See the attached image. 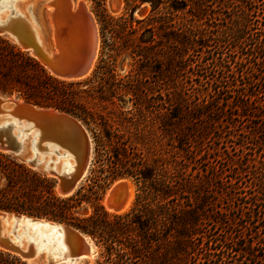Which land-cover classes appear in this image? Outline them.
<instances>
[{"label":"trees","instance_id":"1","mask_svg":"<svg viewBox=\"0 0 264 264\" xmlns=\"http://www.w3.org/2000/svg\"><path fill=\"white\" fill-rule=\"evenodd\" d=\"M93 1L96 8L104 4V0ZM124 1L131 13L138 3L150 5V16L135 21L142 25L143 34L149 35L146 39L144 36L139 39L140 46H144L141 50L157 48L156 56H160L161 52L164 54L167 50L166 61L168 68L172 67L173 73L176 71L174 68L184 66L183 63L187 60L196 68L200 67L198 63L204 64L205 70L206 65L209 67L212 64L211 69L214 66L218 73L227 72L226 77L231 78L224 80L225 77H212L210 81L204 80L203 86L207 87L208 82H211L215 89L204 95L203 98H207L208 101H202V104L198 105L197 113L194 112L196 108L187 104L183 97L168 105L166 122L168 139L172 149L181 151L173 144L184 142V145H187L188 140L196 138L195 135L187 138L183 134L184 126L190 124L192 127H198L205 121L215 120V116L223 113L222 106L238 108L237 104L239 101L242 102L243 97L229 95L224 98L223 95L227 94V91H223L222 87L236 86L233 76H236V71L232 69L243 61L253 59L250 62L252 64L250 69L256 72L253 67L258 65L259 55L264 51V43L262 40H255L252 47L245 49L243 45L238 48L245 56L237 58L239 61H234V57L227 53L225 56L220 53L213 59L207 50L211 42L217 43L220 48L227 41L233 44L249 42L244 21L247 14L241 13L240 20L243 25L236 27L238 29L227 32L224 29L220 35L215 36L212 32H207L203 23L199 24L195 20L197 16L193 13L197 7H190L194 5L191 0ZM248 1L241 0L240 5L246 6ZM187 8L185 13L190 16L174 23L175 14L184 13ZM129 21L132 22V14L129 15ZM127 24L128 20L123 16L113 19L101 15L99 36L102 40L105 34H108L106 37L108 44L104 47L106 52L102 54L105 59L96 66L91 78L92 83L97 85L103 83L104 76L109 71V60L123 51L116 40H121L119 34L124 32ZM105 30L108 32L105 33ZM102 42L104 43V40ZM248 46H251L250 43ZM195 50L202 53L197 57L199 62L194 59L193 54H189ZM155 59L154 61H158L159 57ZM197 76L201 77L199 74ZM239 78L244 79L243 73ZM79 86L80 83H68L53 78L35 59L0 38V92L15 95L38 107L58 110L85 123L88 120L87 125L89 123L96 125V128H93L94 132L91 131L95 153L100 156L107 155L110 180L120 177L135 180L137 190L134 207L126 214L110 217L97 206L91 215L79 217L76 211L82 203L89 202L94 194L89 193L86 196L79 191L71 197L61 198L53 190V178L33 172L23 163L0 152V211L46 218L81 231L88 235L98 248L99 254L95 264H241L235 259L236 256L254 257L251 245L246 242L241 245L239 243L241 240L245 241L244 233L250 232V238H256L258 245H264V238L256 236L259 235L257 231L253 232L260 222L264 221V169L258 172L252 159H247L246 165L237 163L236 166L242 170L241 172L253 175L256 191L250 193V197L245 193L241 198L234 197L237 193L229 192L230 199L242 201L236 207L240 216L234 224L239 232L233 237L226 231L224 235L218 236L214 231L215 226L224 222L230 209L207 214V208L212 204L207 193L202 190L204 184L201 177L186 174L183 161L178 160V152L168 151L167 157H157L151 163L139 157L128 160L125 149L122 148L121 136L110 132L106 120L102 117L99 118L101 122L95 123L94 114L87 111L79 101V96L77 97V93L73 91L74 87ZM80 93L85 91L81 90ZM185 94L184 92L183 95ZM99 116L96 115L97 118ZM259 164L264 166V155L263 161ZM215 176L220 177V174ZM230 187L232 188L231 184ZM237 195L240 196L241 193ZM208 219L213 224L211 228H207L210 224ZM260 228L264 230V225ZM0 264L26 263L17 256L0 250Z\"/></svg>","mask_w":264,"mask_h":264},{"label":"rangeland","instance_id":"2","mask_svg":"<svg viewBox=\"0 0 264 264\" xmlns=\"http://www.w3.org/2000/svg\"><path fill=\"white\" fill-rule=\"evenodd\" d=\"M74 1H82L86 4L89 12L92 13L96 20L98 36L101 31L99 25L101 15H107L113 19L123 16L128 20V24L124 32L119 34L121 40H116L118 41L117 45L123 51L109 60V71L106 72L101 85L92 83L91 78L94 75L96 66L105 59L102 54L106 52L104 47L108 44V41H106L108 34H105L102 39L104 43L99 36L97 56L91 73L79 81L63 82L80 83L78 88L74 87L73 89L77 93L76 96H79V101L87 111L94 114L95 123L101 122L99 118L102 117L106 120L109 131L121 136L123 139L121 141L123 144L122 148L125 149L128 160L139 157L151 163L157 157H167L166 152L168 151L172 153L178 152V160L183 161L186 167V174L201 177V182L204 184L202 190L207 193V197L212 204L207 208V214L210 215V212L221 209H230L224 222L217 227L215 226L216 230L214 231H216L218 236L224 235L226 231L227 234L233 237L236 232H239L234 224L240 216L236 207L242 201L230 199L229 192L241 193L240 196L234 194V197L241 198L244 197L245 193H247L248 197L250 193L252 194L256 191V186H254L256 181L253 179V175L248 172H241L242 170L236 165L237 163L246 165L247 159H252L258 168V172L264 169V166L259 164L263 161L264 155V51L259 55L258 65L253 67L256 72H252L250 69L252 65L250 62L253 59L243 61L242 64L232 69L236 71V76L233 75L236 86L232 88L222 87L224 88L223 91H227V94L223 95L224 98L229 97V95L231 97L236 95L243 97L242 102L239 101V104H237L238 108L222 106L221 110L223 113L215 116V120L205 121L198 127H192L190 124L184 126L183 134L187 138L192 135H195L196 138L188 140L187 145H184V142L173 144L180 148L181 151H178L171 148L167 135L168 105L183 97L187 104H191L192 107L196 108L194 112L197 113L198 105H201L202 101H208L207 98H203L204 95L208 91L213 92L215 89V85H212L211 82H208L207 87L203 86L204 80L210 81L213 79L212 77H225L223 78L224 80H231V78L226 77L227 72L218 73L214 66L211 69L212 64L209 67L206 65V70L203 66L204 64L200 63H198L200 67L196 68L194 64L185 60L184 66L174 68L176 71L173 73L172 67L168 68L166 61L167 50L164 51V54L161 52L160 56H156L157 48L141 50V47L144 48V46H140L139 39L141 36L146 39L149 35L143 34L142 25L137 24L135 21H140L150 16V5L148 3H138L133 13H131L130 9L126 7L124 0H104V4L100 8H96L93 0ZM191 1L194 5L190 7H197V10L193 13V15L197 16L195 20L199 24L203 23L207 32H212L215 36L220 35L224 29L227 32L243 25L240 17L243 13L247 14L244 21L249 42L233 44L227 41L221 48L217 43L211 42L207 50L209 51L208 54L213 56V59L220 53H223V56L227 53L234 57V61H239L237 58H245V56L238 48L243 45L245 49L252 47L255 40H262L264 43V39H262L264 37V0H249L246 6L240 5L241 0ZM39 10L41 11L42 9ZM187 10L188 8L184 13L177 12L173 22L178 23L182 18L190 16L185 13ZM40 11L37 12L39 15L38 22L42 23L39 18L41 19L42 16L45 20L47 18V10L43 9L41 13ZM8 12L6 9L5 14H8ZM130 14H132V22L129 21ZM106 32L108 30H105ZM0 38L8 41L3 37ZM8 42L14 45L10 41ZM249 43L251 46H248ZM189 54H193L194 59L202 55L198 50L193 53L190 51ZM155 56L159 57L158 61H154L156 60ZM208 59L210 58L208 57ZM197 61L199 62L200 60L197 59ZM207 62L209 64L210 61L208 60ZM197 73L201 77H198ZM242 73L244 79L239 78ZM79 90H83L85 93L81 94ZM184 92L186 93L185 95H183ZM8 96L21 100L15 95ZM219 102H222V100H219ZM96 115L100 116L97 118ZM86 121L88 122V120ZM80 122L86 127L92 138L93 154L91 166L79 185L77 192L81 191V194L86 196L89 193L94 195L89 202H84L80 205L76 215L79 217L89 216L97 206H100L110 217L130 212L135 204L137 190L135 180L130 177H120L114 180L108 178L110 169L106 162L107 155L101 154L100 156L95 153V142L92 132H94L93 128H96V125L90 123L87 125V122L85 123L84 121ZM104 150L106 151L107 148ZM245 154L247 157H245ZM51 158L55 159L56 157L51 155ZM15 160L18 161L17 159ZM29 170L31 169L29 168ZM31 171L43 175L38 171ZM215 174H220V177H216ZM46 177L51 178L49 176ZM121 180L130 183L133 190L132 203L124 213H110L104 208L103 200L107 191ZM53 185V190L56 193L55 180ZM229 220L234 222H229ZM208 223L210 224L207 228H211L213 225L211 220L208 219ZM21 225L18 223L15 235L21 236L20 238L26 241L25 233L23 232H27L26 234L30 235L31 228L26 225L22 229ZM263 225L264 221L260 222L256 230H253L254 233L256 231L259 233V235H256L259 238H264V230L260 228ZM244 235L245 241L241 240L239 244L246 242L251 245L252 254L255 258L236 256L235 259L241 264H264V245H258L256 238H250V232H246ZM32 237L36 239L35 235H32ZM97 253L99 254L98 251ZM95 262L92 264H95Z\"/></svg>","mask_w":264,"mask_h":264},{"label":"water","instance_id":"3","mask_svg":"<svg viewBox=\"0 0 264 264\" xmlns=\"http://www.w3.org/2000/svg\"><path fill=\"white\" fill-rule=\"evenodd\" d=\"M13 1L16 0L7 1L9 12L8 16L0 21V37L7 39L19 50L35 59L53 78L60 81L84 79L96 60L99 42L96 20L85 4L79 1L76 2L75 7H72L71 0H49L42 7V10L49 12H46L45 20L41 16L45 28L41 44L29 22L12 9ZM1 9L3 7L0 5ZM38 9L39 6L36 7V13L40 11ZM26 15L29 19L32 18L29 6L26 7ZM0 97L3 98L0 100V105L1 103L10 105V110H0V115H3V119L7 121L0 125V152L17 159L31 170L53 178L56 194L59 197L68 198L75 195L92 161L93 142L86 127L76 118L58 110L38 107L3 93H0ZM29 132L38 133V138L32 136L30 142L31 148L36 150L33 157H23L22 141L29 136ZM34 138L36 144L33 143ZM47 147L52 149L49 155L55 157L58 156L56 148L60 152L71 154L75 163L73 171L69 174L63 171L56 172L51 169L50 163L39 167L35 155H46ZM114 189L119 192L124 190L125 186L119 185ZM120 199L115 200L117 209L124 204L123 198ZM6 216H9L12 224L5 237L0 234V250L17 256L26 264H92L97 259L98 248L94 241L71 226L46 218L3 211H0V223ZM21 218L25 219L21 225L22 229L26 225L31 229L34 225H38L37 229L42 230V227H45L44 232L51 238H55L56 233L61 235L68 250L69 260L64 258L54 260L48 255L37 254L30 241H27L24 249L15 246L8 236H16L15 229ZM53 226H57V230L53 231Z\"/></svg>","mask_w":264,"mask_h":264},{"label":"bare ground","instance_id":"4","mask_svg":"<svg viewBox=\"0 0 264 264\" xmlns=\"http://www.w3.org/2000/svg\"><path fill=\"white\" fill-rule=\"evenodd\" d=\"M2 1H0V5L3 7V9L0 10V21L4 20L8 16V14H5L7 6H9V4L7 2L8 0L7 1L2 0ZM47 2H49V0H47V1L16 0V1H13V3H12V9L14 10V12L29 22L31 27L34 29V32H35L37 39L40 41L41 44L43 43V35H44L45 28H44L42 23L38 22V16L39 15L35 11H36L37 6H39V9H42V7H44V5ZM71 3H72V7H75L76 2L74 0H71ZM28 6L30 7V13H31V17H32L31 19L32 20L29 19L28 17H26L27 16L26 15V7H28ZM85 6H86V4H85ZM86 8H87V6H86ZM87 10H88V8H87ZM48 12L49 11L47 10V13ZM39 21L41 22L40 18H39ZM96 28H97V24H96ZM97 30H98V28H97ZM98 41H99V39H98ZM96 56H97V54H96ZM94 62H95V60H94ZM94 62H93V65L91 66L88 74L85 77H87L91 73L93 66H94ZM1 99L3 100L2 97H0V100ZM0 110L8 111V110H10V105L7 103H1ZM3 118L4 117L0 116V125L5 124L7 122ZM32 136L33 137L35 136L36 138H38V133L33 134V133L29 132V136L26 137L22 141L21 154L23 157H33L35 154L34 150H36V149L35 148L33 149V147L31 148V146H30V142L33 138ZM33 143L36 144L35 138L33 140ZM45 150L47 152H46V155L44 157L41 155H38V156L35 155L39 167H43L47 163H50L51 169L56 171V172L63 171L66 174H69L73 171V169L75 167V163H74V158L71 156V154L60 152V150L56 148V151H58V156L55 159H53V158H51V155H49L50 153H52V151H51L52 149L50 150V147H47V149H45ZM119 185H124L125 189L119 190V192H116L114 188L119 187ZM116 190H117V188H116ZM132 191L133 190L130 186V183H128L127 181L121 180V181L115 183L107 191V193L104 197V200H103L104 208L108 212L114 213V214H121V213L126 212L132 203V198H133V194H132L133 192ZM120 198H123L124 204L120 209H117L116 204H115V200L119 201V200H121ZM24 220L25 219L21 218L19 224H22L24 222ZM11 224H12V222L10 221L9 216H6L5 220L0 223V227H1V233L0 234L2 237H5V234L9 232V229H10L9 227ZM44 226H46V224H44ZM37 227H38V225H34L33 229H31L30 235H27L26 234L27 232H23V233H25L24 235H25L26 241L23 238H20L21 236L19 237L18 235H16L14 238L9 235L8 239L15 246H18L20 249H24L26 247L27 241H30V242H32L33 246L35 247L37 254L48 255L49 257H51L54 260H57L58 258H64L65 260H69L68 250H67L65 243L63 242V238L61 237V235L56 233L55 238L51 239V237L47 233L44 232L45 227H42V230H38ZM57 228H58L57 226H53L52 230L55 231V230H57ZM32 235H35L36 239L33 238Z\"/></svg>","mask_w":264,"mask_h":264}]
</instances>
